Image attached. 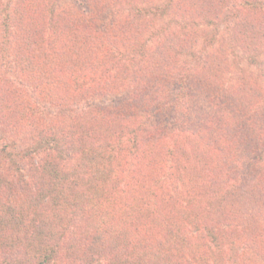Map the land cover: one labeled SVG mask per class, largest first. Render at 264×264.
Segmentation results:
<instances>
[{
    "label": "trees",
    "instance_id": "obj_1",
    "mask_svg": "<svg viewBox=\"0 0 264 264\" xmlns=\"http://www.w3.org/2000/svg\"><path fill=\"white\" fill-rule=\"evenodd\" d=\"M168 1L161 10L168 8L180 31L155 52L134 39L140 25L133 18L151 10L147 3L129 5L132 13L120 20L107 19L110 9L102 3L106 23L94 13L73 20L64 8L48 7L63 24L62 55L72 49L78 61L84 56L79 42L93 39L87 35L105 44L114 31L113 39L120 36L129 51L121 57L131 61L136 84L111 89L103 79L115 78L116 60L94 61L89 66L96 73L73 80L83 83L76 92L90 90L93 98L120 93V101L73 112L77 100L66 95L70 101L60 112L67 117L51 119L49 107L32 110L33 141L14 151L0 147V264H264V99L215 93L199 105L189 66L211 69L207 53L199 54L206 47L196 44L199 20L240 7L254 15L243 20L251 46L239 48L250 51L251 63L264 64V0H209L201 11L188 0ZM25 40V47L12 50L14 59L18 52L28 59L35 49L32 35ZM135 53L144 58L134 60ZM150 64L158 70L147 72ZM163 90L165 98L156 99ZM40 150L47 152L34 155ZM148 152L161 158L152 160Z\"/></svg>",
    "mask_w": 264,
    "mask_h": 264
},
{
    "label": "rangeland",
    "instance_id": "obj_2",
    "mask_svg": "<svg viewBox=\"0 0 264 264\" xmlns=\"http://www.w3.org/2000/svg\"><path fill=\"white\" fill-rule=\"evenodd\" d=\"M98 1H101L99 7L93 5L92 1L87 3L86 0H0V133L2 134L0 147H7V150L14 151V149H24L33 141L32 138L36 137L33 132V130L36 131V125L32 122V110L49 107L54 113L50 117L51 119L59 121L61 118L67 117L60 112L64 101H70L66 95L74 96V99L71 100H77L71 106L73 112H78L88 106H96L94 107L96 111L102 110L103 107L110 109L113 104L120 101L118 100L120 93L93 98L89 93L90 90L80 94L76 92L83 83L80 82L74 86L73 80L76 77L77 80L80 78L84 82L88 75L96 73L94 72L95 67L89 66L94 61L101 59L109 61L108 59H110L111 62L116 60L115 63L111 62L113 64L111 73L112 71L115 73V78H102L111 89L123 92L126 88L136 84L132 75L133 70H128L129 65H132L131 61L121 57L129 51L120 44L122 41L120 36L116 37L117 41L113 39V34H115L113 29V33H108L107 37L110 40L106 38L105 44L97 42L98 37L93 33L84 35L93 39L88 43L79 42L80 53L84 55L80 60L76 61L77 57L74 53L77 52L72 49L67 53L68 57L62 55L60 45L63 41L60 40L62 38L59 33L63 29V24L60 22L59 14H54L53 8L47 11L48 7L64 8L68 13L71 12L70 16L73 20L78 16L79 18H82L81 16L87 18L89 13H94L98 15L102 23H106L107 19H125L132 13L129 8L131 4L146 5L147 3L151 10L139 18H133L134 23L140 25L138 35L134 39L143 46L146 45V49L154 50V52L157 44L168 39L173 32L180 31L172 14L167 10L168 8L166 7L167 9L165 8L164 11L161 10L167 0H143V2L142 0H131L130 3L124 0H116L111 4L107 0ZM188 1L187 5L192 2L199 11L203 9V3L210 2L209 0ZM102 3L110 9V15L107 19L104 18L105 14L102 12ZM156 4L158 7L155 6ZM194 9H189L188 12L190 11L192 14ZM99 13L104 14V16L101 17ZM232 13L238 18L232 16ZM253 15L248 9L240 7L239 11L230 8V11L223 9L217 14H212L209 22L199 20V24L195 28V31L199 33L196 44L198 48L206 47L205 50H200L199 54L203 56V53H207L206 62L210 63L211 67L209 70L207 68L203 70L198 65H189L195 70L193 78L196 80L197 86L192 96L195 95L194 99L200 102L199 105L215 93H217V98L237 96L245 102L253 100V95H259V98L264 99V64H260L261 61L256 64L251 63L249 56L252 54L250 51H244V53L239 48L241 45L251 46L242 32L246 31L248 27L243 26V20L251 21ZM4 17H8V20H4ZM92 26L95 25L92 24ZM130 26L133 27L134 24ZM95 28L101 32L99 26H95ZM188 31H190V27ZM86 32L78 31V34H88ZM29 35H32V41H35V49L30 51L28 59L25 58L27 53L21 52H18L21 55L20 58L14 59L12 50L16 48L21 50L25 47L27 42L25 39ZM116 45L120 52L117 54L112 51L113 47L116 49ZM6 53H8L7 56ZM133 56L134 60L144 58L140 53H135ZM203 59L205 60V58ZM259 59L261 58H255V60ZM124 65H127V68ZM157 70V67L150 64L147 72ZM201 80L205 82V90L200 87ZM84 86L86 85L84 84ZM151 87L155 86L151 83L149 88ZM167 89L170 90L169 86ZM77 94L82 96L81 99L87 98L79 101ZM164 96L163 90L155 98L164 99ZM101 104L103 107L97 108ZM85 119L87 123L95 122L87 116ZM64 120L66 121L67 118ZM97 124L101 128H108L104 121H98ZM53 125L57 126V123L54 122ZM41 126L48 127L46 124ZM54 126L51 129H56ZM98 134L102 135V133ZM188 139L187 141L196 140ZM179 142L181 141H177L176 144ZM44 151L35 152L34 155L38 156ZM148 153L147 156H150L152 160L161 158L160 153L154 155H151V152ZM174 155L178 157L181 154L175 152ZM207 158L211 161L210 157ZM1 160L4 159L1 158ZM21 161L27 163L26 160ZM130 171L135 173L137 170L131 168ZM257 209L259 208L257 207Z\"/></svg>",
    "mask_w": 264,
    "mask_h": 264
}]
</instances>
